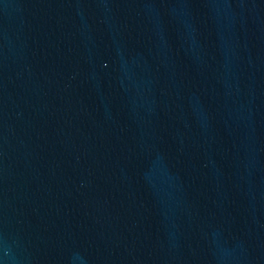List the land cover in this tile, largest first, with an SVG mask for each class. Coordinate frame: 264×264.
Returning <instances> with one entry per match:
<instances>
[{"label":"water","instance_id":"95a60500","mask_svg":"<svg viewBox=\"0 0 264 264\" xmlns=\"http://www.w3.org/2000/svg\"><path fill=\"white\" fill-rule=\"evenodd\" d=\"M0 264H264V0H0Z\"/></svg>","mask_w":264,"mask_h":264}]
</instances>
